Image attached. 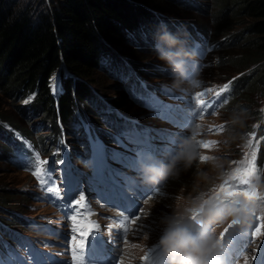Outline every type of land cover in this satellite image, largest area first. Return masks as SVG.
<instances>
[{
    "label": "trees",
    "instance_id": "16d2710c",
    "mask_svg": "<svg viewBox=\"0 0 264 264\" xmlns=\"http://www.w3.org/2000/svg\"><path fill=\"white\" fill-rule=\"evenodd\" d=\"M188 1L0 0V94L16 103L31 97L25 107L42 118V131L51 132L53 139L66 137L75 151L76 145L85 141L79 116L95 126L117 119L114 109L109 113L110 107L99 96L117 81L128 91L130 80L137 81L135 73L143 75L139 59L157 53L155 40L161 29L174 30L171 19L162 14L173 13V4L185 10ZM229 1L235 4L230 11L216 14V37H221L220 45L224 41V47L231 50L226 62L245 72L232 82L227 117L243 133L254 130L252 120L256 118L264 135V113L252 108L259 95L264 96V0ZM192 24L203 31V22L196 19ZM182 31L178 34L183 38L187 30ZM227 35H232L230 40H226ZM54 76L61 82L58 91L53 88ZM110 79L116 82L109 84ZM120 100L111 102L113 107H126L125 102H129ZM246 110H251L254 118L245 123ZM3 119L37 143L34 131L27 133L23 126L0 114V123ZM16 137L0 125V140L5 142L0 143L2 156L19 149ZM47 146L41 142V148L49 152ZM261 149L264 154V144ZM6 191L12 196L23 193ZM14 203L10 195L0 194L1 205Z\"/></svg>",
    "mask_w": 264,
    "mask_h": 264
},
{
    "label": "rangeland",
    "instance_id": "374dc122",
    "mask_svg": "<svg viewBox=\"0 0 264 264\" xmlns=\"http://www.w3.org/2000/svg\"><path fill=\"white\" fill-rule=\"evenodd\" d=\"M29 1L37 2L38 0ZM190 1H188L189 5L185 10H180L177 5L173 4V13L165 12L162 16L166 19H171V25L174 27V30L171 31L172 33L177 32V34L178 31L184 32L182 31L183 29L187 30L188 35L197 34L198 30L196 29L200 30V28L197 26L193 27L192 20L195 21L197 19L203 22L204 28H201L205 31L208 40L205 41V36L203 37V50H201L200 54L195 53L194 59L201 67L200 73L193 80H187L183 85L177 86L173 84L168 64L160 60L157 53L149 55V57H145L144 59L141 58L137 63L145 70L143 75H140V77L138 75V77L144 79L152 91L161 94L165 102H171L170 100H173V104L183 106L186 122L183 119L181 120L183 123H180L169 117L164 118L156 112L155 108H150L144 104L142 100H139L137 93L130 90L132 88V82L127 85L129 87L127 91L126 85L119 86V81H117L116 85L114 84L116 81L110 79L108 83L114 85L103 96H99L110 107L108 109L109 113L113 108L119 116L122 113L134 118L138 123L142 122L145 124L143 126L150 130H161V136L164 138L162 140L164 147L161 148V159L159 163L170 159L178 153H192L195 156L193 160L194 166H190L184 170L183 163L181 162L178 167L182 170L178 177L169 178L160 184H151V187H147L151 192L146 197L144 194L142 195L140 192H137L139 194H136L137 196L135 197L138 201L132 203L137 208L133 213L129 212L130 217L126 221L120 219V216L117 214L116 211L120 210L118 207H113L98 197L93 198L91 193H89L87 202L90 204V211L92 209L94 213H88V221H90L93 228H96V226L99 228L96 231L104 238L107 249L110 251L106 259L110 264H123L121 262L127 256H129L127 257L128 260H133V264H140L142 257L149 256L151 248L160 247L159 244L154 243L151 247L147 248L146 246L144 250L138 251L139 247H137L138 242L136 241L138 238L137 234L134 233H136L135 231H140L143 234L144 229L147 231L150 228L149 225H151V228L157 225L154 219V213L157 212L155 211V207L158 204L164 205V201L169 197L174 187L194 190L192 199L202 194H204L205 199L213 198L219 191V185L223 183V180L227 176L236 174L235 169L241 170L248 165L250 167L255 165L261 179L250 190H255L258 195L264 196V165L260 166L258 163V158L264 155L260 152V145L261 142H264V138L259 133L256 134V132H239V125L231 123L232 121L227 117L230 114L227 113L226 108L229 107L231 99L225 102L221 109L206 117H198L193 114V102L191 101L193 94L196 92L204 89L217 91V89L219 90L221 87L231 84L238 77H242L243 72H245L240 69H234L235 67L233 65L226 62L231 50H229L230 48L226 49L224 47V41L220 45L219 41L222 39L221 37H216L217 12L221 10L230 11L231 7L235 4L229 0ZM186 18H189L190 21L186 20ZM161 24L165 26V24ZM188 26L194 30L187 28ZM206 27L211 28V30L207 31L205 29ZM226 37H228L226 40H230L232 35H227ZM188 45H191V43ZM56 83L61 84L60 79L56 81L54 78L52 81L53 88L55 86L56 89L58 88L57 90H60V86ZM170 92L174 94V99H170L168 96ZM121 98L129 101H124L126 107H113L114 105L112 103H118L121 101ZM31 99V97L26 98L16 103L0 94V114L23 126L27 133H30L31 130L34 131V137L38 140L37 145L41 147V142L44 141L45 144H48L47 148L52 153L56 147V140L53 139L52 133L42 131V118L28 112L25 107L26 104L31 102ZM26 100L28 103H25ZM255 103L252 105V108L258 107L264 113V96L259 95ZM108 112L106 114L109 115ZM246 112L248 113L243 118L245 123L246 120L254 118L251 115V110H246ZM103 123V126H99V128L101 127L103 137L106 139L112 138L113 142H115V137L118 136L124 143L114 144H117L120 150H123L124 154L126 152L131 153L126 149L132 148V145L127 140H123L125 137L122 132L119 133L118 130L113 129L115 124L110 120H103ZM258 124L259 120L254 118L252 120L253 127H256ZM0 125L4 126L5 130H11L14 134H19L4 119ZM18 137L26 141L24 137L21 138L20 135ZM0 143L5 144L2 140H0ZM123 145H126V147ZM75 149L77 152H75V159L72 161L75 164H82L85 169L90 170L88 162L83 158V156L85 158L87 157L83 154V146H79L78 144ZM164 150H168L170 153H166ZM79 153L81 155L80 158L77 157ZM8 155L10 157L0 154V194L3 196L10 195L15 203L4 206L0 204V224L3 227V229L0 228V232L4 234V237L12 235L16 240L17 238L22 240L29 239L39 245H45L46 247L44 246V248L52 250L51 253L59 264H73L68 258L72 254V252L69 254V251L73 248V233L69 231L68 220L59 215L60 213L57 210L45 202V199L41 196L42 193H40V187L36 177L25 169L23 162L16 156L17 152L13 151ZM204 156L209 157V159H202ZM72 158L71 156L70 159ZM17 159H19V165ZM35 160L36 164L40 163L41 155L39 153L35 154ZM53 164L55 167H58L57 162L54 161ZM205 175L208 176L206 180L203 178ZM175 180L177 183L172 184ZM198 181H200V186L197 187L195 183ZM176 184L180 186H176ZM6 190H15L19 193L25 192V194L22 193L12 196L11 192L8 194ZM155 195H158V197H155ZM187 204L188 202H186ZM183 206L185 205L181 204V207ZM247 214L248 212H243L239 216L237 213L236 217H230L229 220L233 218L245 219ZM137 215L140 216L139 220L136 219ZM260 215L264 217V202L263 206L258 208L255 217ZM133 220H136V223H132ZM186 226L192 229V227ZM254 226L256 224H253ZM254 230V228L251 229L249 239L247 240L248 242L242 244L238 252L230 258L228 264H244V260H241L242 256L244 257L246 253L251 252L254 248L260 249V246L264 242V229L257 236H254ZM109 251L107 250L106 253ZM135 252H139V258L137 257L138 255L135 256ZM252 260V256L249 255L248 263Z\"/></svg>",
    "mask_w": 264,
    "mask_h": 264
},
{
    "label": "clouds",
    "instance_id": "9594fccd",
    "mask_svg": "<svg viewBox=\"0 0 264 264\" xmlns=\"http://www.w3.org/2000/svg\"><path fill=\"white\" fill-rule=\"evenodd\" d=\"M157 41L158 58L168 64L173 84L183 85L188 80L189 62L195 59L194 51L181 35L172 33L166 27L157 33ZM194 159L192 153H178L159 164H146L143 166V179L146 183L156 184L176 178L182 170L178 165L182 162L186 170ZM204 179H208L207 175ZM182 199L183 196L178 198L176 211L162 217L164 228L159 245L170 264H225L219 255L224 247L221 234L233 220L241 221V218L229 220L230 217H236L240 209L215 203L212 198L205 199L204 194L195 199L189 198L188 204L183 207L180 205ZM194 212L199 213L198 224L204 226L200 233L186 226V221L191 219Z\"/></svg>",
    "mask_w": 264,
    "mask_h": 264
},
{
    "label": "snow or ice",
    "instance_id": "6c2138e0",
    "mask_svg": "<svg viewBox=\"0 0 264 264\" xmlns=\"http://www.w3.org/2000/svg\"><path fill=\"white\" fill-rule=\"evenodd\" d=\"M225 88L228 87V85L224 86ZM224 89H221L223 91ZM200 95H203L201 93ZM219 95V93H217ZM153 101L158 107V109L161 112L166 111L170 106L167 105L163 100H160L159 97L153 96ZM25 103H28L26 100ZM125 139L128 143L135 145V148H127L126 150L129 152H133L134 155L130 157H123V154L113 150L111 153V159L115 162H121V159H126L130 164L136 165L140 162L141 159H143L145 156L151 154L156 155V152L154 150V145L152 144V141L160 138L161 136V130H150V129H143V130H127L123 133ZM126 147V145H123ZM108 156L105 152V149L103 147L98 148L96 150V153L94 155V158L92 163H94V176L92 177L93 182L99 183V184H105L109 180L112 181V183H117L115 178L113 177V172L115 170L111 169V166L108 165L107 160ZM202 159L207 160L209 157L204 156ZM58 163H63V161H58ZM87 163V162H86ZM240 169H235V172L237 175L240 174ZM245 172L251 174L252 169H245ZM236 177H233L235 179ZM245 183H247L245 181ZM221 196L224 197V199H233V202L238 204L240 200L234 199L235 197H244L247 201V204L255 205L256 201L264 202V196L258 195L255 190H249V189H236L234 188L227 180L224 181L220 187L219 191L216 193V195L213 197L215 200H220ZM85 200V195L80 194L79 198L73 201L74 206H80L81 202ZM244 211H248L247 205H245ZM253 214H255V209L253 208ZM198 216L199 213L194 212L191 219L195 221L198 224ZM73 220H78L79 218L77 216L72 217ZM127 219V217H125ZM137 220L140 219V216L137 215ZM257 220H260L261 222L254 230V236L260 235L261 230L264 229V218L256 217ZM132 223H136V220H133ZM246 223V222H245ZM235 225H242L241 221L239 220H233V223L229 225L227 229H225L224 233L221 234V239L224 240L225 235L229 232V230L235 226ZM80 231L81 237H89L91 234H93L94 231L98 230L93 228L90 221L87 219H82L81 222L77 225ZM83 229H88V231H84ZM258 251V248L253 249V255L252 259L255 260V252ZM142 260H147L148 257L144 256L141 258ZM244 264H248V257L244 256Z\"/></svg>",
    "mask_w": 264,
    "mask_h": 264
},
{
    "label": "bare ground",
    "instance_id": "6f19581e",
    "mask_svg": "<svg viewBox=\"0 0 264 264\" xmlns=\"http://www.w3.org/2000/svg\"><path fill=\"white\" fill-rule=\"evenodd\" d=\"M166 153H167V151H165ZM200 159V158H199ZM194 164V161L192 162V164H191V166H194L193 165ZM209 168V167H208ZM202 169V168H201ZM200 172V171H199ZM204 173V172H203ZM213 175V174H212ZM208 177V176H207ZM200 178V177H199ZM204 178V177H203ZM83 179V178H82ZM81 179V180H82ZM196 180V179H195ZM199 180V179H198ZM204 180H206V179H204ZM175 183H177V181L175 180L172 184H175ZM196 185H197V187L198 186H200V181H198V182H196L195 183ZM176 186H180L179 184H176ZM198 190V189H197ZM195 191L193 190L192 191V189H187V188H180V187H174L172 190H171V193L169 194V197L168 198H166V201H164V205L162 204H158L156 207H155V211H157L156 213H154V219L156 220V224L157 225H155V226H153L152 228H151V225H149L150 226V228L146 231L145 229H144V231H143V234H142V232H140V231H135L136 233H134V234H137V238L138 239H140V240H138V239H136V241L138 242V246L137 247H139V250L138 251H140V250H144L145 248H146V246H147V248L148 247H151L154 243L155 244H159V239H160V236H161V234H162V230H163V228H164V224L162 223V217H164V216H166V215H168V214H171V213H173L174 211H176L177 210V208H176V205H177V200H178V198L180 197V196H183L184 197V199H182V200H180V205L182 204H184V205H186V202H188V199L189 198H191L192 196H193V193H194ZM147 194H149L148 193V190H145V192H144V195H147ZM155 197H158V195L156 196L155 195ZM124 211H126V210H124ZM88 213H91V211H90V209H89V211H88ZM117 214L120 216V219H122L123 221H125V220H128L129 219V215L127 214V212H123V211H119V212H117ZM92 217V216H91ZM90 217V218H91ZM125 217H127V219H125ZM131 220V219H130ZM129 223V222H128ZM141 223V222H140ZM118 225V224H117ZM127 225V224H126ZM69 228L71 229V231L73 230L74 231V225L73 224H71L70 226H69ZM88 231V230H87ZM193 232H195V230H192ZM196 233V232H195ZM93 236V235H92ZM92 236H90L89 238L88 237H86L85 238V240L87 241V242H91V241H94L95 239H94V237H92ZM128 240V239H127ZM132 241V240H131ZM227 242V239L225 238L224 240H223V243H226ZM85 244H87V243H85ZM133 245H135V244H133ZM140 245V246H139ZM224 246H225V244H224ZM258 246V245H257ZM75 251H72V254H71V258H72V256H75ZM248 254V255H247ZM138 255V256H137ZM229 254H227V256H228ZM249 255H253V250L251 251V252H248V253H246L245 254V256H249ZM135 256H137L138 258H139V256H140V254H139V252L137 253V252H135ZM67 257V256H66ZM127 257H129V256H127ZM127 257L126 258H124L123 259V262H121V263H123V264H133L132 263V261L133 260H128L127 259ZM132 257V256H131ZM136 257V258H137ZM70 260H71V258L70 257H68ZM100 258V257H99ZM165 258H166V254H165V252H164V250H163V248L160 246V248H151V250L149 251V256H148V259L145 261V260H142V259H140V264H159V263H161V262H164L165 261ZM135 259V258H134ZM158 259V260H157ZM242 260H244V257L242 258ZM157 261V262H156ZM224 262H227V261H224ZM117 263V262H116ZM170 264V261H169V258H167L166 259V261L163 263V264ZM93 264H110L108 261H103V262H94ZM248 264H251V262H249Z\"/></svg>",
    "mask_w": 264,
    "mask_h": 264
}]
</instances>
